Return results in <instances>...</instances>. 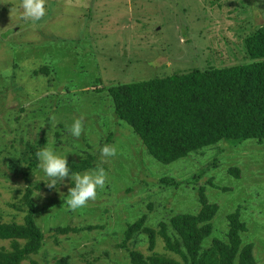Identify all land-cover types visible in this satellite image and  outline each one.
<instances>
[{
    "label": "rangeland",
    "instance_id": "obj_1",
    "mask_svg": "<svg viewBox=\"0 0 264 264\" xmlns=\"http://www.w3.org/2000/svg\"><path fill=\"white\" fill-rule=\"evenodd\" d=\"M9 2L11 5L2 9ZM20 5L21 0H0V34L22 17ZM45 7L43 19L26 21L34 26L19 36L33 43L23 48L29 57L20 60L19 69H10L8 56L12 51L3 49L6 37L0 36V220L22 222L24 212L11 204L23 206L26 185L19 174L21 164L17 158L22 157L26 142L35 144L44 137L55 154L78 161L86 156L81 151L85 143L73 137L68 126L82 116L87 130L83 133L94 142L96 136L103 139L104 130L116 131L109 145L116 147L117 154L105 157L99 153L96 167L78 172L83 175L103 167L107 179L103 188L97 187L96 198L75 211L66 203L71 182L74 183L71 177L49 189L44 183L48 179L45 173L38 166L32 171L31 181L44 184L33 193L38 209L35 221L44 238L31 260L54 264L66 254L69 264H131L125 250L117 246L120 233L118 237L117 233L111 235L116 238L100 239L99 229L55 233L52 228L101 224L105 220L112 225L123 224L148 212L147 224L158 229L161 219L198 205L197 189L161 186L159 179L166 175L177 180L201 175L203 166L209 168L199 182L206 186L208 200L221 207L215 220L220 236L227 220L225 213L242 205L241 218L247 221L242 239L255 244L257 263L264 264V143L245 142L233 149L219 143L193 155L196 160L182 158L170 164L159 163L145 152L127 124L116 125L114 119L101 121L96 131L93 121H99L97 110L104 102L87 83L91 74V78L101 77L102 85H109L183 73L196 67L246 62L249 59L243 38L264 21V0H46ZM47 41L50 43L44 44ZM22 54L16 57L19 59ZM31 61L37 63L33 65ZM42 61L55 68L47 81L42 76H30ZM81 62L85 75L78 69ZM65 85L74 87L68 90ZM11 86L33 94L15 99ZM75 104L79 105V112L73 110ZM21 106L23 109L19 110ZM88 114L90 119L85 118ZM54 131L61 132L60 142ZM213 157L219 166L210 167ZM229 166L240 168L239 177L228 171ZM210 177L216 188L208 184ZM149 201L154 204L153 210L147 207ZM1 246L11 247L9 240L0 241ZM147 246V239L138 245L145 254ZM155 250L164 251L159 236ZM22 264H30V259Z\"/></svg>",
    "mask_w": 264,
    "mask_h": 264
},
{
    "label": "trees",
    "instance_id": "obj_2",
    "mask_svg": "<svg viewBox=\"0 0 264 264\" xmlns=\"http://www.w3.org/2000/svg\"><path fill=\"white\" fill-rule=\"evenodd\" d=\"M10 5L11 2L1 8L6 9ZM26 21L28 20L20 17L0 34L1 37H6L3 49L12 51L8 58L13 71L20 68L22 58L29 57V54L23 52L24 49L33 45L32 42L19 38L29 27L34 26L31 22L25 23ZM14 39L17 41L14 42ZM243 42L249 59L243 63L196 67L183 73L109 85H102L101 77L96 75L91 78V74L87 80L88 86H93L91 91L96 96L100 95V100L104 102V106L99 108L96 100V108H99L97 113L100 115L99 121H93L96 131H99L98 124L101 121L105 123L114 119L116 125L125 123L138 136L137 140L145 152L162 164H170L182 158L191 160L193 155L201 153L205 147L219 143H226L227 148L232 149L245 142L264 143V21L245 36ZM48 43L50 42L44 44ZM14 52L17 55L23 54L18 59ZM79 58L85 59L81 56ZM36 63L37 61H31L33 65ZM78 69L85 75L83 62ZM53 70L55 68H51L50 62L42 61L32 69L30 76H42L47 81L52 78ZM73 87L65 85L68 90ZM10 91L15 99L33 94L30 91L22 92L20 88L13 86ZM78 108L79 105L75 104L73 110L79 112ZM22 109V106L19 107V110ZM89 116L88 114L85 118L90 119ZM59 126L63 127L60 123ZM84 131L87 132L86 129ZM102 133L103 139L96 136V142L85 133L78 138L85 143V148L81 151L86 156L78 161H68L70 176L97 166L100 149L105 144L109 145L116 131L108 129ZM54 136L60 142L61 132L54 131ZM46 144L47 139L44 137L39 138L35 144L26 142L21 152L22 157L17 158L21 164L19 174L23 175L26 186L23 206L11 205L24 214L22 222L0 220V241L9 240L11 246L0 247V264H22L27 259H30V264H37L31 260V256L41 249L44 234L35 221L38 209L33 193L34 189H40L44 184L32 182L29 175L38 165L36 152ZM211 162L210 167L220 164L214 157ZM207 168L209 167L202 166L201 175L190 178L177 180L166 175L159 179L161 186L183 185L197 189L198 205L195 209L177 212L166 220L161 219L158 221V229L147 224L149 213L141 212L139 216L125 220L123 224H113L119 225L116 228L105 220L101 224L58 226L52 230L55 233H67L71 230L99 229L100 239L116 238L120 233L117 246L125 250L126 258L131 264H258L254 255L255 244L245 243L242 239V233L247 230V221L241 218L242 205L225 213L227 220L224 233L220 236L215 220L221 207L217 202L208 200L206 186L199 182ZM227 169L234 177H239V167L229 166ZM207 181L211 187L216 188L212 177ZM194 183L198 186L195 187ZM71 184L74 186L73 182ZM126 190L131 191L130 188ZM153 205L149 201L148 209L153 210ZM105 227L108 228L106 232ZM116 233V237H111ZM158 236L164 242L165 252L155 250ZM146 239L148 246L145 254L138 245ZM104 254L107 256L108 252L105 251ZM54 264H69V257L62 255Z\"/></svg>",
    "mask_w": 264,
    "mask_h": 264
},
{
    "label": "clouds",
    "instance_id": "obj_3",
    "mask_svg": "<svg viewBox=\"0 0 264 264\" xmlns=\"http://www.w3.org/2000/svg\"><path fill=\"white\" fill-rule=\"evenodd\" d=\"M46 0H21V8L23 9L22 18L32 22H38L46 15ZM54 119V118H53ZM83 117L75 119L68 131L75 138H79L84 132ZM101 154L105 157H114L117 154L115 146L105 144L101 149ZM38 159V168L41 169L47 179L44 182L49 189L57 187L58 181H64L71 177L74 186L69 188L68 199L66 200L70 210H78L85 206L89 200H94L97 196V187L103 188L107 174L103 167H98L91 172L73 173L69 175L68 160L61 157L53 151L47 144L36 152Z\"/></svg>",
    "mask_w": 264,
    "mask_h": 264
}]
</instances>
